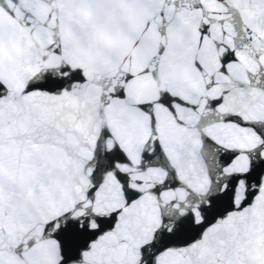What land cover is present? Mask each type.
Listing matches in <instances>:
<instances>
[{"label":"snow or ice","instance_id":"1","mask_svg":"<svg viewBox=\"0 0 264 264\" xmlns=\"http://www.w3.org/2000/svg\"><path fill=\"white\" fill-rule=\"evenodd\" d=\"M0 264H264V0H0Z\"/></svg>","mask_w":264,"mask_h":264}]
</instances>
